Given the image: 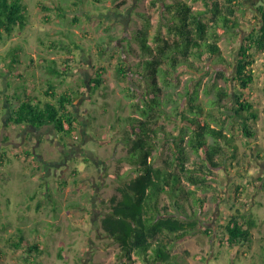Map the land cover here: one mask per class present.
Returning a JSON list of instances; mask_svg holds the SVG:
<instances>
[{
	"label": "rangeland",
	"instance_id": "obj_1",
	"mask_svg": "<svg viewBox=\"0 0 264 264\" xmlns=\"http://www.w3.org/2000/svg\"><path fill=\"white\" fill-rule=\"evenodd\" d=\"M153 1L23 0L26 26L0 38V106L5 93L17 99L14 94L22 93L24 97L25 89L43 99L46 85L56 81L57 93L71 90L73 95H81L71 107L79 123L76 132L71 140L67 135H59L57 140L78 145L85 142L82 149L86 152L81 158L69 159L64 166L57 148L61 145L51 129L29 136L25 127H5L0 116V154H4V164H0V264H118L119 248L103 233L100 222L109 210L110 197L118 196L116 187L120 181L116 174L128 172L131 166L125 158L126 147L120 141L128 127L126 116L134 114L131 99L135 100L142 87L140 78L131 73L140 70L136 66L143 60L133 35L142 27V15L148 17L149 44L154 45L152 37L160 27V12ZM185 1L195 10L203 9L200 1ZM40 3L61 7V17L56 16V9H50L49 19L44 20L38 8ZM262 4V0H242L236 12L240 28L227 31L218 42L227 63L208 62L204 70L198 63L202 73H174V86L163 87L160 94L161 109L173 114L176 104L181 103L180 109L184 108L185 99L179 98L199 80V99L213 114H217L210 105L215 97L211 88L214 84L233 96L225 99V106H232L234 91L241 92L253 107L250 113L257 115L251 123L256 136L249 140L238 132L242 115L233 116L234 123L237 122L233 133L237 158L213 170L215 177L209 183L213 189L205 193V219L198 222L200 231L207 229L208 233L198 232L170 246V254L177 256L178 264H264V52L254 51L252 82L246 89L232 88L233 81L227 83L216 74L222 71L228 78L234 76L231 65L237 57V47L257 24L256 9ZM161 33L165 34L164 29ZM9 50H16L19 61L13 75L4 76L6 68L1 58ZM66 58L71 59L69 73L57 79L50 73L61 72ZM121 61L128 68V83L116 78L115 69ZM100 66L105 69L103 83L92 90L89 79ZM5 82H9V88ZM127 86L133 90L130 97L125 91ZM167 92L172 93L171 99ZM157 123L165 131L176 133V123L168 117H160L154 127ZM45 134L53 136L52 142L44 138ZM159 137L164 140L162 135ZM1 140L9 141L11 146ZM156 164L160 166L161 159ZM237 186L241 187L238 195L234 193ZM167 204L168 200L162 197L161 206ZM168 210L172 212L173 208ZM231 214H244L255 221L249 243L236 248L220 241ZM19 238L39 243L36 258L29 256L24 262L22 250L11 245ZM133 258V264H144Z\"/></svg>",
	"mask_w": 264,
	"mask_h": 264
},
{
	"label": "trees",
	"instance_id": "obj_2",
	"mask_svg": "<svg viewBox=\"0 0 264 264\" xmlns=\"http://www.w3.org/2000/svg\"><path fill=\"white\" fill-rule=\"evenodd\" d=\"M103 1L92 0L93 3ZM191 1H200L203 9L195 10L185 0L153 1L154 5L158 4L160 12V27L152 37L153 46L149 44L151 26L148 17L142 15V27L134 31L133 38L143 60L136 66L140 70L131 73L140 78L142 87L135 100L131 99V114L136 116H126L128 127L120 141L126 147L125 158L131 166L128 172L116 174L120 181L116 187L118 196L110 197L109 210L100 222L103 233L119 248L116 256L118 264H133V257L144 264H178L177 256L170 254V246L198 232L208 233L207 229L200 231L198 222L205 219L202 216L206 210L205 193L213 189L209 184L215 177L213 170H219L226 161L232 163L237 158V141L233 135L237 122L234 123L233 116L238 113L242 115V120L237 124L239 135L246 140L256 136L251 123L257 115L250 113L253 107L247 98L241 92L234 91L232 106H225L223 102L231 95L226 88L214 84L211 88H214L215 97L210 105L217 112L216 115L212 109L207 110L199 99V80L179 98L181 101L185 99L182 110L181 103L176 104L173 114L168 115L161 109L162 88L174 86L177 79L174 73H202L208 62L227 63L218 42L227 31L240 28L236 12H239L242 0ZM262 2L256 9L259 13L257 24L243 36L237 47V57L231 65L234 78L226 77L222 71L216 72L217 77L225 82L233 81L232 88L246 89L250 85L254 51L264 52V0ZM38 8L46 21L50 9H56V16L61 17V7L40 3ZM26 23L27 11L23 0H0V38L11 36L16 29L22 30ZM161 29H164L166 36ZM74 48L79 49L77 45ZM101 52H104L103 48ZM1 59L5 62L4 76L13 75L19 61L16 50H9ZM69 62L71 59L66 58L63 70H53L50 74L57 79L64 78L71 67ZM121 62L115 69L116 78L125 82L129 73ZM198 63L202 64V71ZM104 72L105 69L100 66L90 77L88 85L92 90L101 86ZM56 84L53 81L46 85L43 99L30 94L28 89L23 91L24 97L22 93L14 94L17 99L5 93L0 106L4 126L51 129L50 132L56 136L55 141L61 142L57 140L59 135H67L71 140L79 124L71 107L81 95H73L71 90L57 93ZM5 86L9 88V82H5ZM83 87L87 89L84 84ZM125 91L129 97L133 93L130 86ZM167 93L171 99L172 93ZM162 116L176 123V133L165 131L158 123L154 127ZM64 143L61 142L62 145ZM162 150H168V153ZM3 155L0 154L1 165L4 164ZM190 155L194 158L191 159ZM158 159H161L160 166L156 164ZM185 184L194 188H187ZM240 189L237 186L234 193L238 195ZM162 197L168 200L167 205L161 206ZM169 207L173 208L172 212H169ZM254 227L255 221L249 216L231 214L220 241L230 248L249 243ZM11 245L22 250L26 258L24 262L29 256L36 258L40 253L39 243H28L24 238L12 241Z\"/></svg>",
	"mask_w": 264,
	"mask_h": 264
},
{
	"label": "flooded vegetation",
	"instance_id": "obj_3",
	"mask_svg": "<svg viewBox=\"0 0 264 264\" xmlns=\"http://www.w3.org/2000/svg\"><path fill=\"white\" fill-rule=\"evenodd\" d=\"M97 69V68H96ZM25 127V129H28V134H29V136L32 134V133H35L36 135H37V133H41L42 131H45V129L44 128H41V129H36V128H33V127H27V126H24ZM33 131V132H32ZM45 137V139L46 140H48L49 142L51 141L52 142V135L51 134H45L44 135ZM30 138V137H29ZM28 138V139H29ZM2 139H5V136H3L2 137ZM83 141H85V140H83ZM6 141H3V140H1V143L2 144H4ZM8 143H9V141H7ZM6 142V143H7ZM23 143V142H22ZM21 143V144H22ZM60 143V147H58L57 146V148H58V150H59V153H60V155H61V160H62V163L64 164V166H66V164H68V162H69V159H72V160H75V159H77V157L78 158H81L86 152L82 149V147H83V145H84V143L85 142H81L80 143V145H78V144H75V143H72V142H70L69 140L68 141H66L65 143H64V145H62L61 144V142H59ZM10 144V143H9ZM18 145H19V147H20V142H18L17 143ZM10 146H11V144H10ZM22 146H23V144H22Z\"/></svg>",
	"mask_w": 264,
	"mask_h": 264
},
{
	"label": "water",
	"instance_id": "obj_4",
	"mask_svg": "<svg viewBox=\"0 0 264 264\" xmlns=\"http://www.w3.org/2000/svg\"><path fill=\"white\" fill-rule=\"evenodd\" d=\"M55 140H56V138H55Z\"/></svg>",
	"mask_w": 264,
	"mask_h": 264
}]
</instances>
